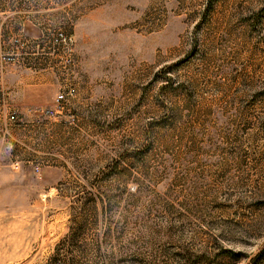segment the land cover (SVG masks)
Masks as SVG:
<instances>
[{"label": "rangeland", "instance_id": "374dc122", "mask_svg": "<svg viewBox=\"0 0 264 264\" xmlns=\"http://www.w3.org/2000/svg\"><path fill=\"white\" fill-rule=\"evenodd\" d=\"M0 264H264V0H0Z\"/></svg>", "mask_w": 264, "mask_h": 264}, {"label": "built area", "instance_id": "2783aa9c", "mask_svg": "<svg viewBox=\"0 0 264 264\" xmlns=\"http://www.w3.org/2000/svg\"><path fill=\"white\" fill-rule=\"evenodd\" d=\"M57 42L62 41L65 44L70 43V39L62 38L60 40H56ZM76 95V90L74 88H69L66 91L60 93L56 100H55V105L53 108L50 109H43V108H36L33 110H30V113L33 114L36 117H57L62 114L63 112V104L66 103L69 99L74 98ZM12 120L15 119V116L11 117ZM37 172H39V169H36Z\"/></svg>", "mask_w": 264, "mask_h": 264}, {"label": "crops", "instance_id": "0c3cea01", "mask_svg": "<svg viewBox=\"0 0 264 264\" xmlns=\"http://www.w3.org/2000/svg\"><path fill=\"white\" fill-rule=\"evenodd\" d=\"M83 83H85V82H83V81L81 82V80L77 81L76 87L78 89V93H77L76 97L74 99H72L70 102V110H69L70 112L74 111V108L76 106L83 104V102L81 101L83 94L90 91V88L88 89V88H85L84 86H82ZM31 86H35V85H31ZM27 116L33 117V115L29 111L27 112Z\"/></svg>", "mask_w": 264, "mask_h": 264}]
</instances>
